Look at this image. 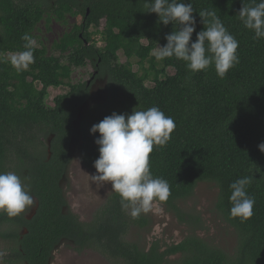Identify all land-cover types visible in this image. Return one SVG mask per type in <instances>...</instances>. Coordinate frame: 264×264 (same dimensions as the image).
Wrapping results in <instances>:
<instances>
[{
    "label": "trees",
    "instance_id": "16d2710c",
    "mask_svg": "<svg viewBox=\"0 0 264 264\" xmlns=\"http://www.w3.org/2000/svg\"><path fill=\"white\" fill-rule=\"evenodd\" d=\"M150 2V0H147ZM191 2L196 33L204 29L201 11H214L239 42L240 63L225 78L214 65L193 73L184 61L157 60L154 52L178 25H163L154 13H146L145 0H0V172L14 171L37 201V209L11 218L0 213V238L10 249L0 253L5 264H51L64 242L77 252L93 249L122 264H168L182 254L181 264H264V39L239 19L243 5L259 0H184ZM67 16L81 19L54 43V53L34 47L35 63L27 70L12 66L9 54L24 51L21 36L35 33L44 19L66 24ZM101 22H105L99 32ZM206 27V25H205ZM94 28L104 47L93 41ZM191 43V42H190ZM122 52L126 64L119 61ZM56 55H59L58 57ZM138 59L142 74L133 70ZM90 64L92 80H105L107 99L95 106L98 124L112 113L130 115L133 110L157 106L173 118L171 140L150 154L153 177L165 179L171 195L161 205L179 212L199 183L219 189L217 209L238 235L233 257L197 236L162 251L154 243L149 250L126 240L131 224L144 227L147 218H132L122 211L120 197L112 192L94 218L82 222L68 208L63 182L73 161L72 145L81 138L84 163L96 171L99 158L95 143L99 133L77 129L82 109L91 97L92 81L69 85L65 95L47 105L51 88L71 79L72 70ZM144 64H148L145 69ZM174 69L168 75V69ZM148 82L154 85L149 87ZM253 177L248 195L254 197V215L245 223L230 218V184Z\"/></svg>",
    "mask_w": 264,
    "mask_h": 264
},
{
    "label": "clouds",
    "instance_id": "9594fccd",
    "mask_svg": "<svg viewBox=\"0 0 264 264\" xmlns=\"http://www.w3.org/2000/svg\"><path fill=\"white\" fill-rule=\"evenodd\" d=\"M146 13H154L163 25H178L165 36L167 43L155 52L157 60L175 58L184 61L189 71L203 72L214 65L220 79L240 63L239 42L228 32L214 11H201L204 29L196 32V19L191 2L184 0H145ZM243 26L254 33V40L264 39V0L253 6L243 5L239 14ZM206 25V27H205ZM24 51L13 54L11 64L18 71L27 70L35 63L34 47L37 41L28 33L21 36ZM191 42V43H190ZM176 124L157 106L147 110H133L130 115L112 113L92 126L91 134L99 133L95 143L99 158L94 162L96 174L92 181L110 183L118 194L122 211L132 218L160 211L171 191L163 178L153 177L150 154L162 148L172 138ZM264 153V143L258 145ZM253 177L239 178L230 184V218L245 223L254 215L255 199L247 189ZM36 201L21 177L14 171L0 172V213L15 218L31 210Z\"/></svg>",
    "mask_w": 264,
    "mask_h": 264
},
{
    "label": "rangeland",
    "instance_id": "374dc122",
    "mask_svg": "<svg viewBox=\"0 0 264 264\" xmlns=\"http://www.w3.org/2000/svg\"><path fill=\"white\" fill-rule=\"evenodd\" d=\"M42 1L46 2L48 6L51 2V0ZM66 20L67 23L62 24L56 21L54 17H51L50 21L44 19L35 33L36 46L45 47L49 54L54 53L52 48L54 43L58 42L66 32L70 31L76 21L81 23V19L77 20L72 16H67ZM104 24L105 22H101V26L98 29L99 32L104 28ZM91 31L94 33L93 41L97 47H104L102 35L94 28ZM12 56L13 54H9L7 57L11 60ZM56 56L58 57L59 55ZM119 61L121 64L127 63V59L122 52L119 53ZM131 64L135 72L139 74L143 73L138 59L131 60ZM144 66L145 69L148 68V64H144ZM94 73L95 69L90 64L81 68H74L71 79L65 80L64 84L59 88H51L49 90L46 102L48 106L52 107L54 99L57 96L68 93L71 85L92 81L91 97L82 109L79 121L76 123L77 129H80L85 124L90 131L92 126L95 125V118L97 116V114H91V110L95 106L102 105L107 99V83L105 80H92ZM174 73V69L170 68L167 70L168 75H173ZM147 85L152 87L154 84L148 82ZM81 142L82 140L79 138L72 145L73 161L71 162L67 180L63 182V187L70 211L79 217L82 222L89 223L99 208L106 203L113 191H111L110 183L102 184L99 181L91 180V176L95 175L96 171L90 169L84 163L80 148ZM218 199L219 189L214 183H199L194 195L177 205L180 209L178 213L160 205V211L143 214L148 220L146 226L130 225L126 240L137 244L145 250H149L157 242L160 244L162 251H164L169 247L185 242L186 239L195 235L210 246L221 249L229 257H233L238 245V235L236 230L224 220L218 211ZM36 209L37 201L34 207L26 211L25 214L30 217ZM10 248L11 245L6 240L0 238V253H5V250ZM181 259L182 254L170 256L168 264H181ZM0 264L5 263L0 262ZM51 264L122 263L115 262L93 249L77 252L71 243L64 242L55 250Z\"/></svg>",
    "mask_w": 264,
    "mask_h": 264
}]
</instances>
